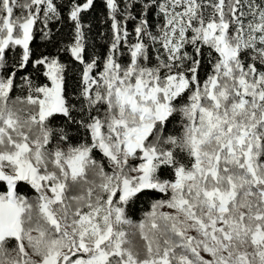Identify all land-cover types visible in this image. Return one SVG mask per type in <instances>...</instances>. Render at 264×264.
Here are the masks:
<instances>
[{"label": "snow or ice", "instance_id": "obj_1", "mask_svg": "<svg viewBox=\"0 0 264 264\" xmlns=\"http://www.w3.org/2000/svg\"><path fill=\"white\" fill-rule=\"evenodd\" d=\"M0 264H264V0H0Z\"/></svg>", "mask_w": 264, "mask_h": 264}, {"label": "trees", "instance_id": "obj_2", "mask_svg": "<svg viewBox=\"0 0 264 264\" xmlns=\"http://www.w3.org/2000/svg\"><path fill=\"white\" fill-rule=\"evenodd\" d=\"M36 42H37V43H41V44L43 43V42H41V41L39 40V36H38V35H37V38H36Z\"/></svg>", "mask_w": 264, "mask_h": 264}]
</instances>
